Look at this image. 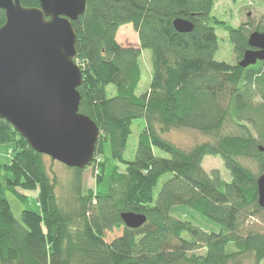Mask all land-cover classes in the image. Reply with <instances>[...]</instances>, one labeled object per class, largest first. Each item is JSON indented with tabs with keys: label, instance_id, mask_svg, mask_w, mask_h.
<instances>
[{
	"label": "trees",
	"instance_id": "obj_1",
	"mask_svg": "<svg viewBox=\"0 0 264 264\" xmlns=\"http://www.w3.org/2000/svg\"><path fill=\"white\" fill-rule=\"evenodd\" d=\"M213 1L85 0V12L72 25L74 61L83 75L79 111L100 130L92 162L84 169L67 166L70 178L58 192L46 155L0 119V144L11 145L8 162H0V264H264V208L256 186L264 173L259 149H264V62L240 67L214 58L217 28H226L240 60L250 33L264 31V14L255 27L227 26L212 14ZM176 18L190 20L194 29L177 31ZM4 21L0 10V27ZM123 24L135 29L138 46L116 41ZM145 49L151 50V83L137 94ZM109 85L115 87L112 96ZM137 120L135 155L127 160ZM225 126L236 127L235 133L223 132ZM181 127L207 138L186 148L165 135ZM206 155L221 157L230 180L217 170L204 172ZM248 159L256 172L242 162ZM89 166L96 187L85 190ZM166 173L170 176L153 200ZM120 183L125 186L117 192ZM32 191L39 210L23 209L15 219L6 192L25 203ZM174 205H187L220 230L204 232L171 216ZM123 211L143 213L146 220L130 229L122 222ZM112 230L119 233L109 240Z\"/></svg>",
	"mask_w": 264,
	"mask_h": 264
},
{
	"label": "water",
	"instance_id": "obj_2",
	"mask_svg": "<svg viewBox=\"0 0 264 264\" xmlns=\"http://www.w3.org/2000/svg\"><path fill=\"white\" fill-rule=\"evenodd\" d=\"M0 0L5 21L0 27V119L8 122L29 146L64 163L83 169L94 155L100 130L80 113L78 88L83 80L76 58L72 22L85 12V0ZM173 27L187 33L190 20L176 18ZM240 67L264 62V31L247 39ZM260 150H264L259 146ZM257 203L264 208V173L256 179ZM128 228H139L143 213L121 212Z\"/></svg>",
	"mask_w": 264,
	"mask_h": 264
},
{
	"label": "rangeland",
	"instance_id": "obj_3",
	"mask_svg": "<svg viewBox=\"0 0 264 264\" xmlns=\"http://www.w3.org/2000/svg\"><path fill=\"white\" fill-rule=\"evenodd\" d=\"M212 6V14L217 18L221 19L225 22L227 26L239 27L241 25H249V26H257L261 23V17L264 14V0H214ZM216 36L218 37V50L214 55V58L217 61H225L229 64H235L239 61L238 57H236V52L232 42L229 40V36L227 35V30L224 26H220L216 29ZM116 41L121 46H138L139 40L137 38V33L135 29L132 28L130 24H123L118 28L116 33ZM151 50L145 49L141 51L139 61H140V70H141V79L139 81V85L136 88V93H144L149 90L150 79L152 76L151 72ZM77 64V63H76ZM107 95H114L115 87L113 85H109L106 89ZM140 130L139 120L134 121L131 124V133L128 136L126 151L124 154L125 159L132 160L135 155L136 143H137V135ZM235 133L236 127L225 126L223 132ZM165 135L180 146H184L186 148L192 147L194 143H198L203 141V139L207 138L206 134H202L196 130H188L186 128H171ZM10 144H0V162L7 163L10 157L9 150ZM156 154L164 157H167V154L163 151L156 150ZM44 162L46 163L47 168H49L53 174L57 177L58 187L57 191L63 189L64 183L70 178V171L67 169V166L63 163H59L56 160H51L49 156H44ZM92 162V161H91ZM90 162V163H91ZM244 165L250 166V168L256 172V166L249 159L242 160ZM201 167L204 172L207 174H211L212 171L217 170L218 175L223 180H230V175L225 166H223V161L220 156H209L206 155L201 163ZM84 169V168H83ZM170 174L166 173L161 175L158 179L157 185L153 189V200L156 199L159 190L162 187V184L168 180ZM96 175L92 171L91 166L85 169L83 188L86 190L87 188L95 189L96 187ZM124 184H118L119 190L123 189ZM21 192V191H20ZM37 191L27 192V196L30 197L28 202H20L17 200L11 192H6V198L8 199L9 206L12 210V214L15 219L20 220V214L23 209H31L38 211V207L35 206ZM170 214L173 217H176L180 220L188 219L193 225L198 226L204 232H218L221 228L220 224H217L214 221H211L208 217L201 215L197 211H193L187 205H174L170 209ZM119 230H112L107 233V238L110 240L111 238L116 237L118 235ZM199 253H202V250H198Z\"/></svg>",
	"mask_w": 264,
	"mask_h": 264
},
{
	"label": "flooded vegetation",
	"instance_id": "obj_4",
	"mask_svg": "<svg viewBox=\"0 0 264 264\" xmlns=\"http://www.w3.org/2000/svg\"><path fill=\"white\" fill-rule=\"evenodd\" d=\"M249 48H250V47H249ZM241 59H242V58H241ZM241 59H240V60H241ZM238 62H239V61H238Z\"/></svg>",
	"mask_w": 264,
	"mask_h": 264
}]
</instances>
